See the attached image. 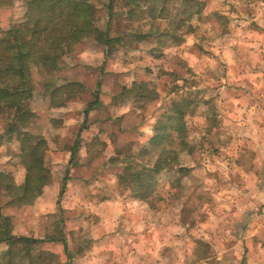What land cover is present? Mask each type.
Listing matches in <instances>:
<instances>
[{"label": "rangeland", "instance_id": "obj_1", "mask_svg": "<svg viewBox=\"0 0 264 264\" xmlns=\"http://www.w3.org/2000/svg\"><path fill=\"white\" fill-rule=\"evenodd\" d=\"M108 3L97 2V26L115 39L111 47L88 40L67 55L51 77L34 74L30 132L48 142L46 165L53 179L30 206H8L9 198L0 194L2 213L12 218L14 234L51 238L61 218L74 257L69 262L62 245L47 243L45 249L56 264H264V231L249 229L260 219L264 223V213L259 220L246 218L225 202L222 207V199L215 197L222 192L225 198L234 196L227 186L230 167L221 170L219 162L222 146L239 147L227 155L238 163L239 179L255 169L258 157L264 158V116L256 118L259 131L245 127L244 135L241 130L235 136L231 133L238 125L229 127L227 108L221 104L233 94L254 103L256 99L264 107V84H251L264 80V0H156L153 5L116 0L112 18ZM24 14L19 2L0 7V30L18 24ZM47 82H75L84 89H75V97L54 108L45 91ZM135 83L145 84L139 91L149 90L155 99L122 97L123 89ZM180 100L187 106L190 146H168L177 153L175 166L155 177L148 201L137 200L129 189L119 187L125 152L137 155L138 168L153 165L161 150L151 144L155 127ZM235 120L245 126V120ZM3 132L0 120V172L12 173L21 184L25 171L19 144L2 141ZM215 172L227 181L218 177L217 183ZM226 199L235 205L234 199ZM151 224H159L157 244L150 241L155 235ZM113 229L124 231L128 239L113 234L103 242ZM5 249L0 244V253Z\"/></svg>", "mask_w": 264, "mask_h": 264}, {"label": "trees", "instance_id": "obj_2", "mask_svg": "<svg viewBox=\"0 0 264 264\" xmlns=\"http://www.w3.org/2000/svg\"><path fill=\"white\" fill-rule=\"evenodd\" d=\"M153 1L156 0H143L151 5ZM17 2L23 4L24 18L9 29L0 30V120L4 126L1 140L19 144L20 164L25 171L21 184L15 182L12 173L0 172V194L4 193L9 198L8 206L11 207L34 204L53 179L46 165L48 142L43 136L30 132L35 118L31 108L35 93V72L51 77L61 68L62 60L88 40L95 39L107 48L115 41L109 32L101 31L97 26L98 0H0V7H12ZM115 4L116 0H109L110 18L113 17ZM133 86L130 89L124 88L121 96L137 98L151 95L155 99L149 90H143L141 94L139 88L145 84L135 83ZM44 87L54 108L63 107L69 99L75 97V89H84L82 84L75 82L60 86L47 82ZM58 96L65 98L55 103ZM116 100L120 101V96ZM96 103L88 106L86 116L95 108L93 105ZM186 107L182 100L176 101L162 114L163 119L157 123L151 138V144L161 148L153 165L148 163L138 168L139 164L135 162L137 155L132 154L130 149L125 152L123 162L126 166L123 174L118 177L119 187L129 189L133 198L148 201L155 177L175 166L177 153L169 150L168 146H190L186 140ZM75 151L76 148H73L72 157ZM64 189L65 186L61 196ZM59 211L62 213V208ZM62 221L60 218L58 231L51 238L18 236L14 234L12 218L4 215L0 207V244L6 245L5 251L0 253V264H56L52 260L53 255L45 249L47 243L52 246L62 245L65 256L71 262L74 256Z\"/></svg>", "mask_w": 264, "mask_h": 264}, {"label": "crops", "instance_id": "obj_3", "mask_svg": "<svg viewBox=\"0 0 264 264\" xmlns=\"http://www.w3.org/2000/svg\"><path fill=\"white\" fill-rule=\"evenodd\" d=\"M252 85H257V86H263L264 84V80L261 79H255V82H251ZM253 97H251L250 99H252ZM246 102H244V100ZM260 99H262V97H260ZM256 103H254L253 101H250L249 99H246L245 97H243L242 99H237L235 96H233V94H230L229 96L224 98V101L222 104L223 108H227V112L228 116L226 117L227 120H229L227 122L228 125H230L229 127H235L236 129V125H238L237 131L234 133H231L233 135H237L238 131H243L245 130V127H253L255 130L259 131L260 125L259 123L256 122V118L258 115H263L264 116V107L261 106V104L256 100ZM248 104V106L246 105ZM243 105H246L243 108ZM233 111V112H232ZM223 112V110H222ZM230 114V116H229ZM235 118H239L240 120H245L246 123L245 126L241 127V124L239 122H236L237 120H235ZM237 123V124H235ZM240 132V135H244V131ZM233 138V137H232ZM239 149V147L234 146L232 144H229L227 146H222L220 149V156L221 159L219 160L220 164L222 165L221 170L224 169L225 165L227 164V167L229 166L230 169L229 170V178L228 180H230L231 182H227V186H230V188L233 190H231V193L234 194V196H226V198L228 199H234L235 200V205L232 204L233 201L230 202V200H227L224 197V193L222 192L221 195H215L216 198H218L219 200L222 199L223 204L222 207H225L226 204L228 207H231L234 213H242V216L244 217H248L251 216L254 220H259L260 218H258L257 216L262 213H264V158L263 156L260 158L258 157V159L254 162L255 163V169L254 170H249L250 172L248 173L249 175H245V179H239L241 176H235L236 171H238V169L236 170L235 168H238V163L232 159L227 157V155H233L234 151H237ZM252 149H254L255 151H257L258 153L261 152L258 148L253 147ZM260 156V153H259ZM236 164V166H235ZM235 166V167H234ZM259 167V168H258ZM219 169V168H216ZM218 177H220L221 182L227 181V176L223 177V176H219V174H217V172H215L214 174V180L217 182H219L220 180L218 179ZM217 182V183H218ZM81 188L83 190L87 189V185L86 183H81ZM229 188V187H228ZM217 193V191H216ZM40 199V198H39ZM224 202L226 204H224ZM109 203V202H108ZM232 205V206H231ZM235 207V209H234ZM262 212V213H261ZM264 216V215H261ZM217 221H219V225L220 228H224V230L226 229L223 226V221L224 219L220 218L217 219ZM218 223V222H217ZM229 224H231V222H228ZM233 225V224H231ZM219 227V226H218ZM245 227V225L243 226V228ZM255 227V228H254ZM169 228V226H168ZM228 228V227H227ZM150 232H154L155 235H150L151 239L150 241L154 244H157L156 240H157V231H159V224H151L149 226ZM249 229H253L254 231H259L262 232L264 231V223L261 221V219L259 220V222L257 223V225H253L250 226ZM116 234L117 237H120V239H123L124 241L126 240V238L128 239L127 235L124 233V231L122 230H108L107 231V235L102 239L103 242L109 241L111 239L114 238V235ZM144 238V235H143ZM230 239V237H229ZM210 241V240H209ZM214 245V244H213ZM104 253V252H102ZM107 254L110 255L109 252L106 251Z\"/></svg>", "mask_w": 264, "mask_h": 264}]
</instances>
